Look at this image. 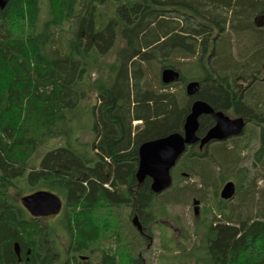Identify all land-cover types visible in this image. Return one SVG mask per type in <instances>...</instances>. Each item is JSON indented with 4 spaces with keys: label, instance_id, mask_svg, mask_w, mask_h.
Returning <instances> with one entry per match:
<instances>
[{
    "label": "trees",
    "instance_id": "1",
    "mask_svg": "<svg viewBox=\"0 0 264 264\" xmlns=\"http://www.w3.org/2000/svg\"><path fill=\"white\" fill-rule=\"evenodd\" d=\"M45 1L43 11L42 0H10L0 10V264L58 258L57 230L18 202L21 184L26 196L62 199L61 264H146L150 227L189 205L201 209L202 245L177 242L175 257L200 249L201 264H264V0ZM165 68L180 82L163 85ZM190 81L200 86L194 98L185 95ZM178 85L181 92L169 91ZM193 99L242 117L243 133L187 147L162 194L148 178L138 187L139 146L182 134ZM79 107L93 125L74 133ZM213 125L200 117L197 136ZM50 140L60 143L28 167ZM228 181L232 201L218 195ZM163 249L173 251L166 242Z\"/></svg>",
    "mask_w": 264,
    "mask_h": 264
},
{
    "label": "water",
    "instance_id": "2",
    "mask_svg": "<svg viewBox=\"0 0 264 264\" xmlns=\"http://www.w3.org/2000/svg\"><path fill=\"white\" fill-rule=\"evenodd\" d=\"M10 0H0V10H3ZM160 80L163 85L180 82L178 71L165 68L161 71ZM199 83L190 81L185 84V94L194 98L199 91ZM210 116L214 125L203 137L197 136L199 119ZM246 126L242 117L230 118L221 111H215L206 102L193 99L190 112L185 118L183 132L171 133L164 137L145 142L138 149V167L135 174L138 185L147 178L151 180L150 190L160 195L173 184L172 170L185 153L186 148L198 145L199 150L212 142H225L240 136ZM219 198L224 201L232 200L236 195V185L232 181L226 182L219 191ZM23 208L34 218H43L58 215L63 206L62 199L48 191H39L21 199ZM133 226L142 232L138 218H134Z\"/></svg>",
    "mask_w": 264,
    "mask_h": 264
},
{
    "label": "rangeland",
    "instance_id": "3",
    "mask_svg": "<svg viewBox=\"0 0 264 264\" xmlns=\"http://www.w3.org/2000/svg\"><path fill=\"white\" fill-rule=\"evenodd\" d=\"M46 1L42 0L41 2V9L42 11L45 9ZM112 6H108V10L111 9ZM258 21H262L261 18ZM118 47H121L123 43L118 41ZM116 58L115 51L113 50L108 56L104 59L107 62H112ZM154 72L157 71V68L154 66ZM99 74H90L89 79L87 80L88 83H92L96 78H98ZM170 92L179 93L182 91L181 85L172 87ZM186 95V94H185ZM187 97V96H186ZM87 98L91 99V95ZM188 98V97H187ZM92 99L94 101L95 95L92 94ZM80 112L77 114L76 118L71 120L70 127L73 128L74 133L78 130H83L86 127H92L93 122L91 119L82 114L81 107H79ZM229 116V115H228ZM230 118H237L238 116ZM142 123L141 121H134L132 126H140ZM91 138V133L86 132L83 133L81 136L82 142L89 141ZM60 143V142H59ZM57 140H50L47 144L43 145L37 152L38 158H32L28 163V167H32L33 165H37L40 162L41 157L48 152L51 148L58 145ZM79 152L84 150L83 147H76ZM34 159V160H33ZM18 197V202L20 203L21 199L26 196V189L20 185V188L15 189L14 192ZM234 199V198H233ZM232 201V200H231ZM201 209L196 207L193 208L192 206L187 207H178V208H170L168 209V214L165 216H161L158 218V223L154 224L150 227V231L153 234V241L147 247L144 252L146 264H201L199 258L204 256V251H200V249L194 252L196 256H177L175 257V253H177L175 249V244L178 242L180 247H184L186 249H191L193 246H201V237L203 230L202 225V214L200 213ZM62 217V211L56 216H50L42 220V223L49 226L50 229L56 228L57 232L53 236L57 243V254L58 258L55 259L53 264H61L64 259L66 258V250L68 247V240L66 237L65 232L59 229V223ZM61 227V226H60ZM59 230V231H58ZM54 240V239H53ZM164 242H166L167 246L173 248V251H165L163 249ZM205 245V244H204ZM56 254V253H55ZM178 255V253H177Z\"/></svg>",
    "mask_w": 264,
    "mask_h": 264
},
{
    "label": "flooded vegetation",
    "instance_id": "4",
    "mask_svg": "<svg viewBox=\"0 0 264 264\" xmlns=\"http://www.w3.org/2000/svg\"><path fill=\"white\" fill-rule=\"evenodd\" d=\"M256 22L259 23L258 19L256 20ZM137 186L139 187L140 185H137ZM62 202H63V201H62ZM62 207H63V206H62ZM61 211H63V209H62ZM45 218H47V217L39 218V220L42 221V220L45 219Z\"/></svg>",
    "mask_w": 264,
    "mask_h": 264
}]
</instances>
